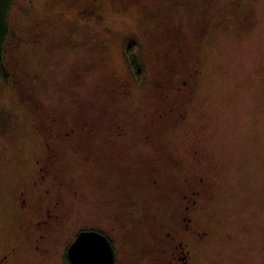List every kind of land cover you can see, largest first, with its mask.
Here are the masks:
<instances>
[{
    "label": "rangeland",
    "instance_id": "374dc122",
    "mask_svg": "<svg viewBox=\"0 0 264 264\" xmlns=\"http://www.w3.org/2000/svg\"><path fill=\"white\" fill-rule=\"evenodd\" d=\"M8 23L0 256L15 245L12 264H44L22 241L17 202L50 139L73 218L112 216L128 192L125 209L136 215L127 212L124 231L147 241L178 226L185 189L197 199L192 226L207 231L187 236L191 264H264V0H13ZM129 41L140 46L139 78L123 51ZM151 202L159 211L146 209ZM148 244L141 264H161Z\"/></svg>",
    "mask_w": 264,
    "mask_h": 264
},
{
    "label": "flooded vegetation",
    "instance_id": "af4514ba",
    "mask_svg": "<svg viewBox=\"0 0 264 264\" xmlns=\"http://www.w3.org/2000/svg\"><path fill=\"white\" fill-rule=\"evenodd\" d=\"M94 9H96L95 4H93L92 10ZM103 18V16L100 18L103 21H101L102 24L105 22ZM106 28L112 29L109 26ZM129 43L133 42L129 41L125 44L123 51L126 52L130 68L134 70L129 55ZM134 43L136 54L139 55L140 46L138 41ZM197 60L200 61L201 59L197 58ZM196 65L197 67L193 69L192 72L193 75H195V81L192 88L189 90V96H187L188 102H192L193 92L196 91L197 80L202 73L200 68L201 64L199 63L198 65V63H196ZM187 81V79L183 80L184 83H187ZM173 109L174 108L171 107L163 111H157V114L160 117H164L165 114H168ZM186 117L187 115H185V112L181 114V118ZM50 142V139L45 140L43 156L36 159V178L31 182V186L33 187L31 188L30 185H28L22 189L19 193L17 202L18 223L25 230V238H23L22 241L23 243L30 244L32 249L36 252V255L39 257L41 256L40 261L44 264H51V261L55 259L58 264H72L68 253L69 247L76 240L80 232L93 230L99 232L109 240L113 250V264H141L144 256L143 253L145 252V242L149 243L148 251H150L151 255L159 261L162 260L161 264H191L193 254L192 249L189 248L190 242L187 240V236L193 234L197 239L202 240L207 234L206 230H198L192 226V213L197 209V199H192L191 191L186 192L184 191L185 189H179L182 201L179 203L177 208L178 211H176L177 218L175 221H178V226L174 227L175 225H172V230L163 231L162 236L157 234L155 237L147 239V241L144 240L145 242L140 241L132 232L124 231V228L130 220L128 213H132L131 217L136 215L134 212L125 209L126 204L132 203V200L126 195L128 192H123L124 195L120 198V209L118 212H114L112 216L106 211H100L94 213L98 217L88 218V221H84L83 216H81V218H73V214H79H75L71 211H63L64 202L60 199L59 185H63L64 182L58 179L60 176V155ZM102 156L103 158L99 163L100 166L105 164V160H108L106 159V154ZM134 166L133 163L129 165L131 168H134ZM150 167L154 169L155 165H150ZM49 168H53L51 174H49ZM136 169H138V167H136ZM29 189L31 192L28 191ZM151 189L155 190V193L159 192L160 185L157 179L153 181ZM196 192L197 191H194L193 193ZM151 193L152 192L149 191L148 195ZM167 197L168 196L165 197L164 201L167 200ZM52 209H61V211H52ZM146 209L153 212L159 211L158 205H155L154 202H151L150 206ZM69 227H72L70 228V232L58 238L60 243H57L56 232L61 228L66 229ZM163 227H166L165 222L163 223ZM16 252V246L11 245L10 251L0 256V264H8L10 260L12 264L13 256ZM54 252H57L56 256ZM59 253L61 260L57 259Z\"/></svg>",
    "mask_w": 264,
    "mask_h": 264
},
{
    "label": "water",
    "instance_id": "95a60500",
    "mask_svg": "<svg viewBox=\"0 0 264 264\" xmlns=\"http://www.w3.org/2000/svg\"><path fill=\"white\" fill-rule=\"evenodd\" d=\"M72 264H113V250L109 240L93 230L80 232L69 247Z\"/></svg>",
    "mask_w": 264,
    "mask_h": 264
},
{
    "label": "trees",
    "instance_id": "16d2710c",
    "mask_svg": "<svg viewBox=\"0 0 264 264\" xmlns=\"http://www.w3.org/2000/svg\"><path fill=\"white\" fill-rule=\"evenodd\" d=\"M13 0H0V73L7 77L6 64L3 61V50L6 38L10 34V26L8 23V14ZM135 43H129V55L132 67L137 77H140V70L138 66V55L136 54Z\"/></svg>",
    "mask_w": 264,
    "mask_h": 264
}]
</instances>
